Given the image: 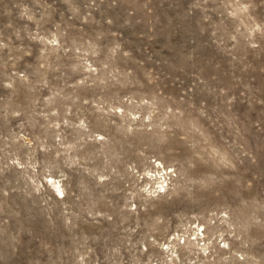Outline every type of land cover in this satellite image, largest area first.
Instances as JSON below:
<instances>
[{"label": "rangeland", "instance_id": "obj_1", "mask_svg": "<svg viewBox=\"0 0 264 264\" xmlns=\"http://www.w3.org/2000/svg\"><path fill=\"white\" fill-rule=\"evenodd\" d=\"M0 264H264V0H0Z\"/></svg>", "mask_w": 264, "mask_h": 264}]
</instances>
